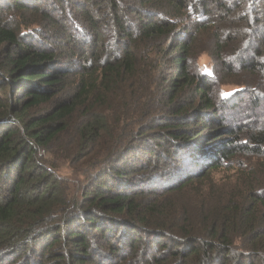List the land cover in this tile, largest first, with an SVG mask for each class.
<instances>
[{
    "label": "trees",
    "instance_id": "trees-1",
    "mask_svg": "<svg viewBox=\"0 0 264 264\" xmlns=\"http://www.w3.org/2000/svg\"><path fill=\"white\" fill-rule=\"evenodd\" d=\"M0 91V264H264V0H0Z\"/></svg>",
    "mask_w": 264,
    "mask_h": 264
},
{
    "label": "rangeland",
    "instance_id": "rangeland-1",
    "mask_svg": "<svg viewBox=\"0 0 264 264\" xmlns=\"http://www.w3.org/2000/svg\"><path fill=\"white\" fill-rule=\"evenodd\" d=\"M185 20H189L190 17L187 16L186 18H184ZM197 63H198V67L201 73L207 74V75H212L213 73V61L210 57V55L205 52H199L197 55ZM224 76V75H223ZM225 79H222L224 82L221 86V93L222 96L226 99H230L232 98L235 93L239 90L242 89V85L244 86L245 83H249V84H253L255 83V81H253L252 83L250 82V79L247 78L246 76H243V74L241 73H235V75H230L227 74L225 77ZM256 80V79H255ZM3 92L0 91V95ZM263 105H261L262 107ZM260 115L262 114V110H259ZM245 165H246V169L247 170H254L256 169L257 171H264V168L262 166H255L254 164H260L262 163L261 160H256V158H245L243 159ZM252 165V168H251ZM246 171V173H248ZM57 174L61 177L64 178L68 181V183L70 184V189H75L77 186H79L78 188L80 189L84 183H85V179L84 177H82V175L76 173L73 171V169H71L66 163L61 162L59 164V167L56 170ZM233 176V170L225 172V171H220V172H216L215 178L216 179H221L223 178V180L226 179H231ZM248 175H241V177L243 179H246ZM256 178L258 180V182L262 183L264 185V173L263 175H256ZM223 182V181H221ZM233 182V181H232Z\"/></svg>",
    "mask_w": 264,
    "mask_h": 264
}]
</instances>
